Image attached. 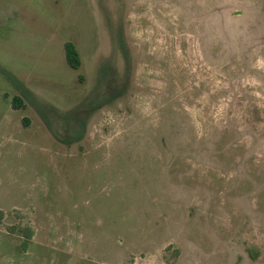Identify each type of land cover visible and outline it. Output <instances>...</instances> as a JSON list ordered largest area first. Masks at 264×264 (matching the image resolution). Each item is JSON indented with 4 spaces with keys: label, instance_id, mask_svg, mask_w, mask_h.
Listing matches in <instances>:
<instances>
[{
    "label": "rangeland",
    "instance_id": "rangeland-1",
    "mask_svg": "<svg viewBox=\"0 0 264 264\" xmlns=\"http://www.w3.org/2000/svg\"><path fill=\"white\" fill-rule=\"evenodd\" d=\"M0 264H264V0H0Z\"/></svg>",
    "mask_w": 264,
    "mask_h": 264
},
{
    "label": "trees",
    "instance_id": "trees-1",
    "mask_svg": "<svg viewBox=\"0 0 264 264\" xmlns=\"http://www.w3.org/2000/svg\"><path fill=\"white\" fill-rule=\"evenodd\" d=\"M64 53L67 65L70 68L77 70L80 67V58L78 52L75 49V46L71 42H67L64 44ZM11 107L14 110L24 108L22 99L20 97H14L11 102Z\"/></svg>",
    "mask_w": 264,
    "mask_h": 264
}]
</instances>
